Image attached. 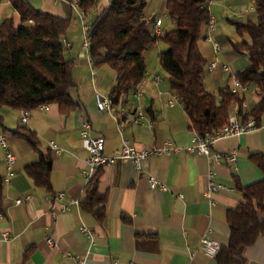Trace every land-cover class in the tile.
I'll return each instance as SVG.
<instances>
[{
    "label": "crops",
    "instance_id": "0c3cea01",
    "mask_svg": "<svg viewBox=\"0 0 264 264\" xmlns=\"http://www.w3.org/2000/svg\"><path fill=\"white\" fill-rule=\"evenodd\" d=\"M26 1L61 18L72 17L74 13L66 2ZM110 1L97 6L96 17L110 6ZM156 11L149 8V14L155 12L165 17V12L162 15ZM211 15L217 25L213 38L222 51L217 54L213 43L206 40L207 28L198 45L207 61V91L220 100L222 90H233V78L223 66L230 65L235 75L251 66L250 55L240 54L233 45L252 46V41L248 35H239L231 21L255 23L257 15L250 0H214ZM234 15L237 18H230ZM6 19H13L16 27L21 25V18L9 0H3L0 6V26ZM74 28L68 31L63 43L71 45L65 56L74 62L76 88L71 95L77 110L66 116L56 105L39 107L31 112L25 126L21 123V111L8 108L2 111L5 135L16 157V166L11 184L3 185L1 192L0 264H79L80 261L84 264H218L216 258L203 253L202 240L210 238L227 247L231 237L228 213L245 202L238 184L249 187L264 180V173L250 159L253 154L264 156V114L256 130L215 143V151L237 153L235 167L226 161L215 164L205 156L187 151L196 134L190 129L182 104L169 105L176 96L171 91L169 75L160 65V55L167 46L153 53L159 42L147 54V77L142 84L120 102H114L112 113L102 114L98 109L99 97H111L117 77L107 66L94 67L85 43L82 45L79 39V29ZM165 29L164 19L162 33ZM212 62H217L218 67L210 73L208 66ZM156 76L160 82L155 81ZM247 88L248 92L240 95L245 99V112L250 113L263 94L256 86ZM137 111L144 115L139 125L132 122ZM238 112L240 107L233 106L230 117ZM85 121L90 123L95 136L105 138L108 157L118 155L125 140L139 151L167 146L178 149L170 155L143 161L142 172L131 162L100 170L99 192L107 197L103 222L81 207L87 188L83 171L90 158L80 137ZM22 128L35 134L39 141L37 149L14 136ZM52 142L64 152L56 154L50 147ZM40 153H50L52 157L51 192L36 187L27 174V167L39 161ZM5 173L0 146V176ZM151 175L169 190H151L148 181ZM211 182L224 189L209 199L206 193ZM60 194L62 201L57 199ZM27 195L32 196L31 202L15 205L17 199ZM73 202H79L80 206L63 210V204ZM84 228L90 230L91 237L83 232ZM4 233L12 239L4 241ZM49 239L54 241V246L47 243ZM244 257V264H264V238L247 249Z\"/></svg>",
    "mask_w": 264,
    "mask_h": 264
},
{
    "label": "trees",
    "instance_id": "16d2710c",
    "mask_svg": "<svg viewBox=\"0 0 264 264\" xmlns=\"http://www.w3.org/2000/svg\"><path fill=\"white\" fill-rule=\"evenodd\" d=\"M78 1L88 16L97 9L98 0ZM151 0H111L92 23L90 56L94 67L107 66L117 77L111 98L120 102L136 90L147 77V54L159 41L167 45L160 55V65L169 75L171 91L179 99L189 119L190 129L197 135L217 134L227 124L233 106L240 107L245 99L229 88L220 92V100L207 91V61L199 50L204 29L212 19L211 0H165L166 15L173 29L157 36L154 18L149 14ZM255 7V23L231 21L241 36L248 35L252 46L233 45L240 54L251 57V66L237 75L243 87L256 86L263 96L257 106L244 115L254 118L259 127L264 114V0H250ZM3 0H0V6ZM19 14L21 25L6 19L0 26V128L5 127L2 111L6 108L33 112L45 105H56L63 115L75 112L72 99L74 62L65 56L63 43L71 18H61L34 8L26 0H9ZM14 136L37 149L39 141L24 128ZM250 159L264 173V156L253 154ZM53 161L50 153H40L37 163L27 167V174L36 187L51 192ZM100 172L88 184L81 202L84 211L100 222L106 217L107 197L99 192ZM0 180V200L2 192ZM245 202L230 210L227 221L230 242L222 247L218 264H244V254L264 238V180L249 187L238 184Z\"/></svg>",
    "mask_w": 264,
    "mask_h": 264
},
{
    "label": "built area",
    "instance_id": "2783aa9c",
    "mask_svg": "<svg viewBox=\"0 0 264 264\" xmlns=\"http://www.w3.org/2000/svg\"><path fill=\"white\" fill-rule=\"evenodd\" d=\"M54 3L59 2H66L70 5L73 11H79L81 14L83 29L85 33V49L90 54V45H91V33H92V26L87 23L86 13L81 9L80 3L78 1L75 2H68L67 0H52ZM105 0H98L99 4H102ZM110 1V0H106ZM214 0H211L209 2L210 7L212 6ZM151 17L154 18V29L157 36L162 35V28L164 25V17L155 15V12H152ZM230 18H237V16H230ZM207 29L209 31L208 36L206 37V40L213 43L214 50L216 53H221L222 48L219 43L214 41L213 34L217 30V25L215 20L212 18L210 20V23L207 26ZM65 49H71V45L68 43H64ZM218 67L217 62H212L208 66V71L210 73L215 72V70ZM224 71L229 74L233 78V90L232 92L234 94H245L248 92L247 87H243L240 83V81L237 78V75H235L232 67L230 65H224L223 66ZM156 82H160V77H155ZM179 103V99L177 97L174 98V101L169 102V105H173L174 103ZM48 105L41 106L42 108H47ZM98 109L100 113H112L115 109L114 106V100L111 97H99L98 102ZM246 114V113H245ZM244 114V115H245ZM31 112H22V125H27L29 122ZM244 115H241L240 112L234 114L232 117L229 118L228 124L217 134H207L205 137L199 136L196 134V136L193 138L192 144L187 148V151L193 154L202 155L207 157L208 159L213 160L215 164H220L223 161H226L231 166H236L237 163V153L234 151L229 154L220 153L218 151H215V143L221 139L229 138V137H235L240 136L242 134L254 131L258 128L257 122L254 118H249L246 121L244 120ZM142 111H137V116L133 117L132 122L136 125L141 124V119L143 118ZM80 137L82 140L83 148L88 151L90 154V158L86 162V169L83 171V174L88 184L94 179V177L105 167H110L112 165H115L116 163H127L131 162L135 169L138 172H142V162L158 155H170L174 151H178V149L173 148L171 146H167L164 149H157L153 151H139L135 147H133L128 140H125L124 146L121 150V152L113 157H108L105 155V138L102 136H95L93 134L91 125L89 122L85 121L80 129ZM0 146L4 152V160H5V166H6V173L0 176V180L2 181L3 185H10L14 170L16 166V157L13 155L11 151V146L9 143V140L7 136L0 131ZM51 149L58 155H60L62 152H64L58 145L55 143H51L50 145ZM149 187L153 191H163L167 192L169 188L161 183L156 177L149 176ZM224 188L222 186L216 185L215 183L211 182L208 188V191L206 193L207 197L211 199L213 195L219 191H222ZM57 199L59 201L63 200V195H58ZM32 201V196L27 195L23 198L17 199L15 201L16 206H22L25 203H29ZM80 206L79 202H73L71 204H63V210L67 211L72 206ZM3 218V214L0 213V219ZM83 232L91 237V232L89 229L84 228ZM12 238L9 236V234L4 233L3 234V240L4 241H10ZM47 243L51 246H54V241L49 239ZM202 251L205 255H207L210 258H216L218 253L221 250V245L210 238H205L202 240L201 245ZM68 257L73 259V257L68 254ZM79 264H84L83 261H80Z\"/></svg>",
    "mask_w": 264,
    "mask_h": 264
},
{
    "label": "rangeland",
    "instance_id": "374dc122",
    "mask_svg": "<svg viewBox=\"0 0 264 264\" xmlns=\"http://www.w3.org/2000/svg\"><path fill=\"white\" fill-rule=\"evenodd\" d=\"M35 1V0H33ZM37 3L40 2V0H36ZM75 2V1H74ZM254 6V5H253ZM150 9H154L157 10L156 12L157 13H160V14H164L165 12V21H166V31H170L171 29H173V25L172 23L170 22L168 16L166 15V8H165V0H151L150 1V6H149ZM74 13L72 14V18H71V25H70V28H69V31L73 28L75 29L74 27H76L77 29H79V39L81 41V44L83 45L85 43V33H84V29H83V24H82V19H81V14L79 11H73ZM96 17V10L93 11L92 13H90L87 18H86V21L87 22H92L94 21ZM72 29V30H73ZM167 45L163 42V41H159V47L158 48H155L153 50V53L156 54L158 52V50H160L161 48H164L166 47ZM168 48V47H167ZM162 68V67H161ZM163 70V69H162ZM164 71V70H163Z\"/></svg>",
    "mask_w": 264,
    "mask_h": 264
}]
</instances>
